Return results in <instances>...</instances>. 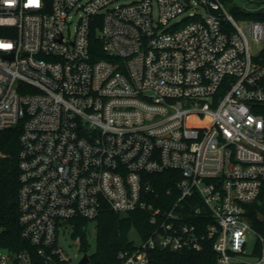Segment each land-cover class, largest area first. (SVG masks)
Here are the masks:
<instances>
[{
    "label": "built area",
    "instance_id": "built-area-1",
    "mask_svg": "<svg viewBox=\"0 0 264 264\" xmlns=\"http://www.w3.org/2000/svg\"><path fill=\"white\" fill-rule=\"evenodd\" d=\"M0 45L28 245L0 248V264H79L75 226L106 208L154 227L121 264H150L157 239L264 264V22L241 25L223 0H0Z\"/></svg>",
    "mask_w": 264,
    "mask_h": 264
},
{
    "label": "trees",
    "instance_id": "trees-1",
    "mask_svg": "<svg viewBox=\"0 0 264 264\" xmlns=\"http://www.w3.org/2000/svg\"><path fill=\"white\" fill-rule=\"evenodd\" d=\"M233 13L237 19L249 18L264 22V10L246 13L235 7ZM264 53V50H263ZM21 129L0 130V248L18 250L28 245L21 240L19 223V138ZM168 173L152 176L153 181L166 179ZM154 184L156 185V183ZM167 185V183L165 184ZM163 189L162 187H159ZM258 212V213H257ZM260 210L252 215L255 227L264 226L260 220ZM88 221H80L75 226L73 237L82 235L83 247L87 252L86 232L83 228ZM97 251L90 255L91 264H121L118 255L121 251L135 249L136 244L129 239V232L135 228L142 239L153 233L154 227L147 220V212L133 211L117 213L106 208L96 220ZM217 253L212 241L205 242L203 251H172L156 248L150 253V264H217Z\"/></svg>",
    "mask_w": 264,
    "mask_h": 264
},
{
    "label": "rangeland",
    "instance_id": "rangeland-1",
    "mask_svg": "<svg viewBox=\"0 0 264 264\" xmlns=\"http://www.w3.org/2000/svg\"><path fill=\"white\" fill-rule=\"evenodd\" d=\"M225 4V8L228 12L233 13V9L235 7L245 11L246 13H255L264 10V0H223ZM234 15V13H233ZM243 19H238L240 24L243 25ZM251 49L253 51H256L258 49L255 45L251 42ZM86 243L88 247V253L89 255L94 254L97 251V223L96 221H91L88 223L86 228ZM71 229L67 230L66 232L64 230H61L59 232V243L64 247V250L68 254H75L77 252L76 246H74V243L71 239ZM129 239L133 241L135 244L139 245L142 242V238L137 232L135 228H132L129 232ZM256 243V236L254 234H250L248 236V247L249 250H251ZM81 253H79V256Z\"/></svg>",
    "mask_w": 264,
    "mask_h": 264
},
{
    "label": "water",
    "instance_id": "water-1",
    "mask_svg": "<svg viewBox=\"0 0 264 264\" xmlns=\"http://www.w3.org/2000/svg\"><path fill=\"white\" fill-rule=\"evenodd\" d=\"M262 221L264 222V215L261 216ZM158 248H162L160 239H157ZM90 261V256L88 254H84L83 258L81 259L79 264H87Z\"/></svg>",
    "mask_w": 264,
    "mask_h": 264
},
{
    "label": "clouds",
    "instance_id": "clouds-1",
    "mask_svg": "<svg viewBox=\"0 0 264 264\" xmlns=\"http://www.w3.org/2000/svg\"><path fill=\"white\" fill-rule=\"evenodd\" d=\"M0 47H11V45H0Z\"/></svg>",
    "mask_w": 264,
    "mask_h": 264
}]
</instances>
